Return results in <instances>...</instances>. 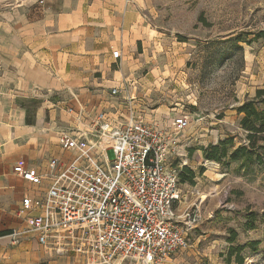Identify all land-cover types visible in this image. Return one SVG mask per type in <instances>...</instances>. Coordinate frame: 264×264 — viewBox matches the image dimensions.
Masks as SVG:
<instances>
[{
    "label": "rangeland",
    "instance_id": "374dc122",
    "mask_svg": "<svg viewBox=\"0 0 264 264\" xmlns=\"http://www.w3.org/2000/svg\"><path fill=\"white\" fill-rule=\"evenodd\" d=\"M94 2L96 27L107 24V7L111 12L109 41L123 46L129 38L135 44L106 71L108 79L132 78L135 85L124 90L134 98L129 102L135 113L162 128H172L179 115L191 121L173 165L196 172L195 183L181 182L176 208L194 212L198 222L191 247L164 264H240V257L242 264H264V164L244 168L204 157V149L220 140L233 139L230 151L248 144L236 108L264 89V0ZM239 35L241 42L230 40ZM110 88L109 111L120 117L128 102L113 98ZM258 144L264 146V136ZM254 242L260 243L248 246ZM244 246L239 258L229 257L231 248Z\"/></svg>",
    "mask_w": 264,
    "mask_h": 264
},
{
    "label": "built area",
    "instance_id": "2783aa9c",
    "mask_svg": "<svg viewBox=\"0 0 264 264\" xmlns=\"http://www.w3.org/2000/svg\"><path fill=\"white\" fill-rule=\"evenodd\" d=\"M67 111L75 123L61 143L78 154L51 158L43 174L23 163L14 168L35 190L21 200L17 216L26 226L12 231V242L35 239L48 259L77 264H164L189 249L198 215L176 208L181 181L173 161L190 119L179 115L162 128L133 108L123 120L70 105Z\"/></svg>",
    "mask_w": 264,
    "mask_h": 264
},
{
    "label": "crops",
    "instance_id": "0c3cea01",
    "mask_svg": "<svg viewBox=\"0 0 264 264\" xmlns=\"http://www.w3.org/2000/svg\"><path fill=\"white\" fill-rule=\"evenodd\" d=\"M96 5L94 0H0V264H77L71 258L48 259L35 239L12 242V231L26 226L17 216L21 200L35 190L14 168L23 163L43 174L51 158L66 161L78 154L61 143L62 132L75 123L68 105L120 120L133 108L125 93L111 94L113 87L135 85L132 78L108 79L106 71L135 44L129 38L123 46L109 41L111 12L107 7V24L96 27ZM105 34L109 42L104 37L101 42ZM110 86L113 98L128 102L120 117L109 111Z\"/></svg>",
    "mask_w": 264,
    "mask_h": 264
},
{
    "label": "trees",
    "instance_id": "16d2710c",
    "mask_svg": "<svg viewBox=\"0 0 264 264\" xmlns=\"http://www.w3.org/2000/svg\"><path fill=\"white\" fill-rule=\"evenodd\" d=\"M232 42H241V35L230 39ZM242 49L241 47H238ZM238 114L242 115L240 122L241 129L247 133V145H241L236 147L233 151L228 149L229 145L233 144V139L220 140L217 145H209L204 149V157L209 161L221 162L224 159H229L230 162H240L241 167H249L252 163L264 164V154H260V150H264V146H260L259 140L264 136V89H258L256 95L250 100L246 101L242 105L236 108ZM196 172L191 167H184L179 174L180 181L182 183H195L194 178ZM254 215H251L253 220ZM264 220V215H263ZM251 229L254 228L250 225ZM236 235L234 234L235 240ZM260 242H254L248 246L254 248L259 245ZM247 246L239 248H231L230 258L235 255L240 257L239 254ZM244 262V259L240 257V264Z\"/></svg>",
    "mask_w": 264,
    "mask_h": 264
}]
</instances>
